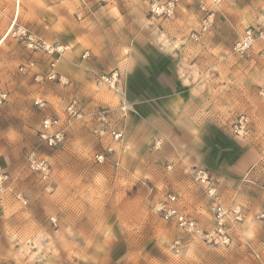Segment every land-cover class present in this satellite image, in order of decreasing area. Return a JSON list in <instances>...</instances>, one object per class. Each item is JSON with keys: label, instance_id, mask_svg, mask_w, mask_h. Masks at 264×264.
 <instances>
[{"label": "rangeland", "instance_id": "374dc122", "mask_svg": "<svg viewBox=\"0 0 264 264\" xmlns=\"http://www.w3.org/2000/svg\"><path fill=\"white\" fill-rule=\"evenodd\" d=\"M152 3L0 0V264H264V0Z\"/></svg>", "mask_w": 264, "mask_h": 264}, {"label": "built area", "instance_id": "2783aa9c", "mask_svg": "<svg viewBox=\"0 0 264 264\" xmlns=\"http://www.w3.org/2000/svg\"><path fill=\"white\" fill-rule=\"evenodd\" d=\"M177 2L178 0H165L164 2L161 0H153L152 11L170 16L174 13ZM259 44H264V27H247L236 41L234 51L239 54H247ZM261 51L264 53V47L261 48ZM73 108L74 104L71 106V109ZM45 121L48 122L45 123V127L50 128L53 124L52 120L47 119ZM42 136L49 139L51 143H54L62 138V132L58 131L54 134L45 132ZM119 136L120 134H116V137ZM33 161L38 169H41L43 172H47L49 166L46 160L38 159ZM152 212L155 215L174 223L185 233L196 234L200 232L198 220L182 204L176 193H168L157 199L153 203ZM216 214L217 221L221 225V219L225 214V207L219 198H216ZM202 235L203 238L208 241L216 240L218 238L214 231L206 233L203 232Z\"/></svg>", "mask_w": 264, "mask_h": 264}, {"label": "snow or ice", "instance_id": "6c2138e0", "mask_svg": "<svg viewBox=\"0 0 264 264\" xmlns=\"http://www.w3.org/2000/svg\"><path fill=\"white\" fill-rule=\"evenodd\" d=\"M36 103H37V104H39L40 102H39V101H37ZM45 123H48V122H47V121H45ZM99 159H101V160H102V159H103V157L101 156V157H99Z\"/></svg>", "mask_w": 264, "mask_h": 264}, {"label": "bare ground", "instance_id": "6f19581e", "mask_svg": "<svg viewBox=\"0 0 264 264\" xmlns=\"http://www.w3.org/2000/svg\"><path fill=\"white\" fill-rule=\"evenodd\" d=\"M13 27H14V24H13L12 27H11V32L13 31Z\"/></svg>", "mask_w": 264, "mask_h": 264}]
</instances>
